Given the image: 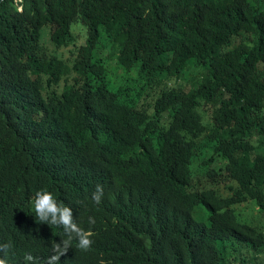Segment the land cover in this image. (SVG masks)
Instances as JSON below:
<instances>
[{
  "label": "trees",
  "instance_id": "16d2710c",
  "mask_svg": "<svg viewBox=\"0 0 264 264\" xmlns=\"http://www.w3.org/2000/svg\"><path fill=\"white\" fill-rule=\"evenodd\" d=\"M77 20L86 40L69 62L58 49ZM192 63L205 71L187 79ZM38 190L92 233L89 250L73 239L59 264H257L264 226L236 205L264 213V0H0L7 264L29 253L45 264L66 238L35 217Z\"/></svg>",
  "mask_w": 264,
  "mask_h": 264
},
{
  "label": "clouds",
  "instance_id": "9594fccd",
  "mask_svg": "<svg viewBox=\"0 0 264 264\" xmlns=\"http://www.w3.org/2000/svg\"><path fill=\"white\" fill-rule=\"evenodd\" d=\"M103 188L97 185L96 191L93 193L92 199L94 203L99 204L103 197ZM34 211L35 217L41 223H48L50 226H61L64 230V237L60 242L56 240L51 244L52 255H50L45 264H59L61 256L65 255L69 248L72 247L73 239L77 240L76 247L80 250L87 251L90 249L93 241L92 233L86 231L78 225L73 217V210L70 206L58 203L54 194L47 190H38L34 194ZM89 224H95V218H88ZM11 248L10 243L0 244V264H7V256ZM26 262L35 264V257L32 254H26L24 257Z\"/></svg>",
  "mask_w": 264,
  "mask_h": 264
},
{
  "label": "rangeland",
  "instance_id": "374dc122",
  "mask_svg": "<svg viewBox=\"0 0 264 264\" xmlns=\"http://www.w3.org/2000/svg\"><path fill=\"white\" fill-rule=\"evenodd\" d=\"M71 34H72V40H71L70 45L68 47L58 49L59 53L62 54V56L66 60H68L69 62L74 61V55L71 53V50H73L74 48L77 49L78 46H80L81 44H84V42L86 40L87 32H86L85 26L81 22V20H77V22H75L72 25V33ZM107 42L108 41H106L105 43H107ZM237 44H238V39L233 38L232 41L228 45L223 46V47H217L216 52H220V53L225 52V51L233 48ZM42 45L46 51L51 52V53L55 52V47L50 40L48 28H45V35L42 39ZM100 54L104 58L108 55L110 56L108 58L109 59V66H110V68H114L116 70V73L114 75L115 82H118L121 79H123L124 76L122 75V70L117 68V66L115 64L116 63V59H115L116 58V52H115V54H113L111 51H109V44H107L106 48H103L101 50ZM204 71H205V68L202 65H199L197 63H192V64H189L187 66L186 72H185V77H187V79H192L196 75L202 74ZM131 76L136 78V80L133 79L136 83L138 82V79L141 82H143V80L141 78H137L136 73L133 72L131 74ZM69 78L72 79V76L70 75ZM177 81H182L184 83H187V80L183 79V78L176 80L175 82H177ZM172 83H174V81H172ZM211 155H212V153L210 152L209 154H207L205 156V160H207L208 163H209V159H210ZM202 163L203 162L201 160H197L196 162L194 161L196 170H198V171L201 170V168L203 166ZM200 174L202 175L205 173H200ZM224 181L225 180L220 181L221 185H219V186L221 188L222 193L226 195L228 193V189L225 185L226 184H232V182H229V181L224 182ZM200 184L204 185V182H201ZM253 206H254V204H252V203L244 202L241 204H237L236 208H237L238 212L240 213V215H242L244 212H247L248 210H252V213H250L248 216H246L245 218H242V219L262 227V226H264V213L260 212L257 207H253ZM252 207H253V209H251ZM254 254H255V258L257 260V264H263L264 263V252L254 253ZM251 256H252V253H251L250 257Z\"/></svg>",
  "mask_w": 264,
  "mask_h": 264
}]
</instances>
